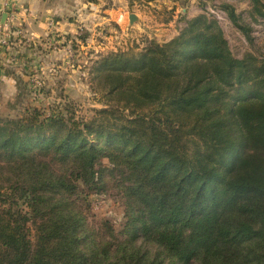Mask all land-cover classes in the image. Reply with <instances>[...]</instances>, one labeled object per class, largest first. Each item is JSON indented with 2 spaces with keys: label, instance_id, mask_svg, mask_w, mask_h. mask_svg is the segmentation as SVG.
<instances>
[{
  "label": "trees",
  "instance_id": "trees-1",
  "mask_svg": "<svg viewBox=\"0 0 264 264\" xmlns=\"http://www.w3.org/2000/svg\"><path fill=\"white\" fill-rule=\"evenodd\" d=\"M95 67L113 109L0 117V264H264V57L236 58L199 15ZM110 184L120 232L89 215Z\"/></svg>",
  "mask_w": 264,
  "mask_h": 264
},
{
  "label": "rangeland",
  "instance_id": "rangeland-1",
  "mask_svg": "<svg viewBox=\"0 0 264 264\" xmlns=\"http://www.w3.org/2000/svg\"><path fill=\"white\" fill-rule=\"evenodd\" d=\"M75 1L74 11L68 17L76 31L71 32L70 38L68 34H56L53 29V37L43 38L45 46L28 43L31 44L27 46L28 62L11 68L16 74L18 90L13 99L0 102V117L17 119L41 111L43 118L72 114L81 123L91 119L97 110L113 109L103 102L106 99L101 87V72L95 69L96 62L109 53L140 51L147 40L161 44L169 42L179 35L187 20L199 15L219 22L236 58L264 57V20L256 22L252 18L249 0ZM224 5L235 10L241 25H251L252 41L233 24ZM12 11L17 12L16 8L10 13ZM131 14L137 16L134 23L130 21ZM0 50L1 54L8 52L2 46ZM101 164L110 166L106 159ZM87 201L91 219L107 220L117 231L122 230L124 202L111 184L104 193L89 195Z\"/></svg>",
  "mask_w": 264,
  "mask_h": 264
},
{
  "label": "crops",
  "instance_id": "crops-1",
  "mask_svg": "<svg viewBox=\"0 0 264 264\" xmlns=\"http://www.w3.org/2000/svg\"><path fill=\"white\" fill-rule=\"evenodd\" d=\"M75 2V0H0V26L22 31L21 35L12 38L9 46L4 47V50L8 51L7 54L0 53V102L9 101L17 94L14 78L16 74H13L11 68L28 62L27 46L31 45H28L30 41L45 46L43 42L50 21H54L56 34L57 32L68 34L70 38L71 32L76 31L75 24L70 21L71 17H68L74 11ZM12 8L17 10L14 14L18 16V20L15 23L8 19ZM5 14L7 18L2 24Z\"/></svg>",
  "mask_w": 264,
  "mask_h": 264
},
{
  "label": "built area",
  "instance_id": "built-area-1",
  "mask_svg": "<svg viewBox=\"0 0 264 264\" xmlns=\"http://www.w3.org/2000/svg\"><path fill=\"white\" fill-rule=\"evenodd\" d=\"M14 13L15 12H12L8 16V19L11 21V23H15L18 20V16ZM53 29H55L54 21H50L49 28H48L47 35H46L47 38L54 36ZM21 34H22L21 30L13 31L11 28H2V26H0V46L2 47L9 46L12 38L15 35L19 36Z\"/></svg>",
  "mask_w": 264,
  "mask_h": 264
},
{
  "label": "water",
  "instance_id": "water-1",
  "mask_svg": "<svg viewBox=\"0 0 264 264\" xmlns=\"http://www.w3.org/2000/svg\"><path fill=\"white\" fill-rule=\"evenodd\" d=\"M6 18H7V14L4 15L2 24L5 23ZM136 20H137V16L135 14H131L130 15V21H131V23H134Z\"/></svg>",
  "mask_w": 264,
  "mask_h": 264
}]
</instances>
